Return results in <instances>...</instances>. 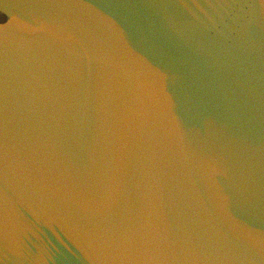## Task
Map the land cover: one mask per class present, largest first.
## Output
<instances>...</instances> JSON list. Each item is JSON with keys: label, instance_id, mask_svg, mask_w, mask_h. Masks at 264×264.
I'll use <instances>...</instances> for the list:
<instances>
[{"label": "water", "instance_id": "obj_1", "mask_svg": "<svg viewBox=\"0 0 264 264\" xmlns=\"http://www.w3.org/2000/svg\"><path fill=\"white\" fill-rule=\"evenodd\" d=\"M0 264H264V0H0Z\"/></svg>", "mask_w": 264, "mask_h": 264}]
</instances>
